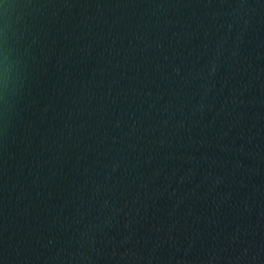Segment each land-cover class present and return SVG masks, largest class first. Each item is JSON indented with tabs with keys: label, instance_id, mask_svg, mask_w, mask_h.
Listing matches in <instances>:
<instances>
[{
	"label": "water",
	"instance_id": "water-1",
	"mask_svg": "<svg viewBox=\"0 0 264 264\" xmlns=\"http://www.w3.org/2000/svg\"><path fill=\"white\" fill-rule=\"evenodd\" d=\"M0 264H264V0H0Z\"/></svg>",
	"mask_w": 264,
	"mask_h": 264
}]
</instances>
